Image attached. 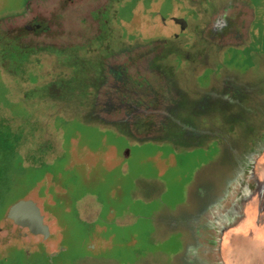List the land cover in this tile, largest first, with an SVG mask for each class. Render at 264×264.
Returning a JSON list of instances; mask_svg holds the SVG:
<instances>
[{
    "label": "rangeland",
    "instance_id": "374dc122",
    "mask_svg": "<svg viewBox=\"0 0 264 264\" xmlns=\"http://www.w3.org/2000/svg\"><path fill=\"white\" fill-rule=\"evenodd\" d=\"M202 1L0 0V264H199L246 150L264 224V0ZM25 200L48 240L6 226Z\"/></svg>",
    "mask_w": 264,
    "mask_h": 264
},
{
    "label": "crops",
    "instance_id": "0c3cea01",
    "mask_svg": "<svg viewBox=\"0 0 264 264\" xmlns=\"http://www.w3.org/2000/svg\"><path fill=\"white\" fill-rule=\"evenodd\" d=\"M259 155L252 158L251 166L247 164L242 169L234 170L241 172L239 179L228 188H224L226 194L217 201L216 205H208L198 221L194 222L196 239L190 243L185 241L183 258L197 261L199 264H246V260H250V257L259 262L264 261V224L258 223L257 232L251 229L253 226L250 225V209L248 208L250 195L252 196L249 190V177L254 169L252 168L254 161ZM258 195L262 193L259 192ZM238 196L247 198L245 203L241 201L242 209L236 206L237 203L240 204L237 202L238 198L235 202L233 200ZM239 211L242 216L247 212V216L242 218L244 220L241 224H235L234 218H237ZM262 211L264 213V209ZM248 264H250L249 261Z\"/></svg>",
    "mask_w": 264,
    "mask_h": 264
},
{
    "label": "water",
    "instance_id": "95a60500",
    "mask_svg": "<svg viewBox=\"0 0 264 264\" xmlns=\"http://www.w3.org/2000/svg\"><path fill=\"white\" fill-rule=\"evenodd\" d=\"M175 21L179 23L178 20ZM6 226L18 235L28 233L33 236H41L45 240L51 236L50 227L45 223L41 207L32 200L15 204L9 211Z\"/></svg>",
    "mask_w": 264,
    "mask_h": 264
},
{
    "label": "flooded vegetation",
    "instance_id": "af4514ba",
    "mask_svg": "<svg viewBox=\"0 0 264 264\" xmlns=\"http://www.w3.org/2000/svg\"><path fill=\"white\" fill-rule=\"evenodd\" d=\"M214 1H215V0H204V1L201 2V4H198V5L201 6V7H203V5H204V6L206 5L207 8H208V10H209L210 8H212V4H211V2H212V3H215ZM196 6H197V5H196ZM199 6H198V7H199ZM213 9H214V7H213ZM198 11H199V10H195V9H193V12H192L193 15H195V13L198 12ZM202 11H203V10H202ZM187 30H188V29H187ZM187 30H184V31H187ZM174 39H176V38H174ZM260 147H261V148H260V150H261V149L263 148V145H260ZM260 150H259V151H260ZM246 152H247V150L241 154L240 163H239L240 165H243V164H246V165H247V164H250L251 161H249V158H253V157L256 155V154H255L254 156H252V155H253V152L250 153V154H248V153H246ZM244 154H245V156H244ZM246 165H245V166H246ZM245 166H244V167H245ZM244 167H243V168H244Z\"/></svg>",
    "mask_w": 264,
    "mask_h": 264
}]
</instances>
